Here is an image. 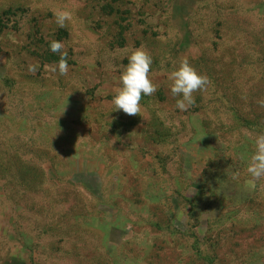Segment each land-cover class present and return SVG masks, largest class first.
<instances>
[{
    "label": "rangeland",
    "instance_id": "obj_1",
    "mask_svg": "<svg viewBox=\"0 0 264 264\" xmlns=\"http://www.w3.org/2000/svg\"><path fill=\"white\" fill-rule=\"evenodd\" d=\"M139 47L157 92L129 116L111 100ZM182 60L210 80L187 111ZM261 99L264 0H0V264H264Z\"/></svg>",
    "mask_w": 264,
    "mask_h": 264
},
{
    "label": "clouds",
    "instance_id": "obj_2",
    "mask_svg": "<svg viewBox=\"0 0 264 264\" xmlns=\"http://www.w3.org/2000/svg\"><path fill=\"white\" fill-rule=\"evenodd\" d=\"M56 24L64 28L68 22L73 19V13L70 10L55 9L53 11ZM50 50L60 55L58 63L51 67L53 73L59 72L61 76H67L69 65L67 62V52L64 49L62 41L52 40ZM152 56L143 47L135 49L128 57V63L119 77L121 86L111 100L114 111L122 110L126 115L136 116L142 112L141 100L144 96H152L157 92L151 78ZM38 65L29 64L28 72L35 74ZM49 66L45 65L47 69ZM168 80L171 81L170 91L172 96L181 97L176 101V107L181 111H187L195 105L194 93L205 91L210 84L206 75H201L187 61L182 60L178 68L168 74ZM261 107H264V99L258 101ZM254 152L248 158L246 172L249 179L245 181V187L255 190L257 182L264 180V133L255 137ZM239 172L232 175L233 180L239 178ZM264 188V185H261Z\"/></svg>",
    "mask_w": 264,
    "mask_h": 264
},
{
    "label": "trees",
    "instance_id": "obj_3",
    "mask_svg": "<svg viewBox=\"0 0 264 264\" xmlns=\"http://www.w3.org/2000/svg\"><path fill=\"white\" fill-rule=\"evenodd\" d=\"M107 5H108V4H107ZM105 7H107V9H111V8H112L111 5H108V6H105Z\"/></svg>",
    "mask_w": 264,
    "mask_h": 264
}]
</instances>
